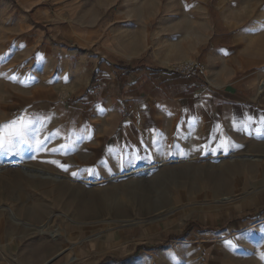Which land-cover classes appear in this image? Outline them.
I'll return each mask as SVG.
<instances>
[{
    "label": "rangeland",
    "instance_id": "1",
    "mask_svg": "<svg viewBox=\"0 0 264 264\" xmlns=\"http://www.w3.org/2000/svg\"><path fill=\"white\" fill-rule=\"evenodd\" d=\"M185 13L239 28L243 64L264 60V0H0V133L27 137L0 148V264H264V138L220 151L176 121H126L145 85L116 69Z\"/></svg>",
    "mask_w": 264,
    "mask_h": 264
},
{
    "label": "crops",
    "instance_id": "2",
    "mask_svg": "<svg viewBox=\"0 0 264 264\" xmlns=\"http://www.w3.org/2000/svg\"><path fill=\"white\" fill-rule=\"evenodd\" d=\"M179 20L185 24L179 22L168 29L164 25V28L154 30V44H147L143 52L146 54L151 50V55L144 57L141 48L134 46L136 41L131 44L127 51L131 54V61L116 69L122 79L129 75L145 85L133 91L125 87L126 98L138 94L135 98L140 99L134 102L137 104L135 108L129 109L126 121H170L171 125L176 121L183 129V132L179 131L181 141L199 142L200 146L220 151L235 149L246 141L263 139L264 125L259 118L264 117V97L259 94L258 87L264 80V64L258 62L264 60H251L256 62L251 66L243 64V61H248L246 56L250 55L242 54V36L230 38L227 34V31L233 32L239 28L227 26L223 21L212 22L210 18L204 27L201 24L195 27L187 13ZM136 36L130 35L132 38ZM123 53L126 52L123 50ZM190 58L206 65L207 78L186 81L169 72L168 63ZM236 63L240 65L236 66ZM108 68L105 78L111 77L110 90H116L114 67L108 64ZM236 68L243 69L241 72L244 76L238 80H226L236 75ZM94 100L95 97L91 95L85 103ZM125 103L122 100L120 106L112 111L113 104L104 107L98 102L89 111L104 114V110L109 108L112 111L111 121H120L121 113L128 108ZM148 106L151 110L145 112ZM249 116L253 118L252 121L247 119Z\"/></svg>",
    "mask_w": 264,
    "mask_h": 264
},
{
    "label": "built area",
    "instance_id": "3",
    "mask_svg": "<svg viewBox=\"0 0 264 264\" xmlns=\"http://www.w3.org/2000/svg\"><path fill=\"white\" fill-rule=\"evenodd\" d=\"M169 72L186 81L206 78L208 73L206 65L198 60L173 64L169 67ZM261 91L264 92V83Z\"/></svg>",
    "mask_w": 264,
    "mask_h": 264
},
{
    "label": "snow or ice",
    "instance_id": "4",
    "mask_svg": "<svg viewBox=\"0 0 264 264\" xmlns=\"http://www.w3.org/2000/svg\"><path fill=\"white\" fill-rule=\"evenodd\" d=\"M249 121H252V117L249 116L247 118ZM260 123L264 125V117L259 118ZM17 124V121H12L9 125H4V131L0 133V148L7 146H12L14 143V139H21L26 142L27 137L25 135V132L21 129H15L13 126ZM26 127V126H25ZM52 163H57L56 161H51ZM60 167L64 168L66 170V166L59 165ZM229 245L231 246V241L229 242ZM264 258V256H262Z\"/></svg>",
    "mask_w": 264,
    "mask_h": 264
},
{
    "label": "bare ground",
    "instance_id": "5",
    "mask_svg": "<svg viewBox=\"0 0 264 264\" xmlns=\"http://www.w3.org/2000/svg\"><path fill=\"white\" fill-rule=\"evenodd\" d=\"M21 163H17V164H15V165H20ZM228 170V169H227ZM230 172V171H229ZM184 174H188V172L186 171V173H184ZM207 180L209 181V182H207ZM206 181V183H209V184H216L217 186H225V180H224V172L223 171H221L220 173H218V174H214V175H211L208 179H206L205 180ZM223 202H225V201H223ZM220 203H222V202H220ZM40 208L41 207H39V206H36L35 207V209L33 210V211H31V217L32 218H38V219H41V218H43V213H42V211L40 210ZM121 215V214H120ZM126 221H124V223H125ZM128 223V222H127ZM129 226V225H128ZM45 231H47V229H45L44 230V232ZM54 235H55V233H54ZM60 236H62V234H61V232H60V234H56V238H59ZM75 261V259H70L69 260V263H73Z\"/></svg>",
    "mask_w": 264,
    "mask_h": 264
},
{
    "label": "trees",
    "instance_id": "6",
    "mask_svg": "<svg viewBox=\"0 0 264 264\" xmlns=\"http://www.w3.org/2000/svg\"><path fill=\"white\" fill-rule=\"evenodd\" d=\"M127 73H128V72H127ZM97 78H98L97 74L94 73V74H93V77H92V80H91L90 87H94V86L97 84ZM260 215H264V210H261V211H260Z\"/></svg>",
    "mask_w": 264,
    "mask_h": 264
}]
</instances>
